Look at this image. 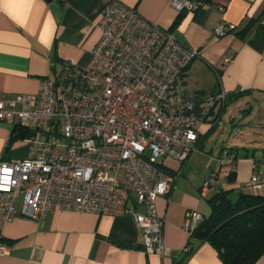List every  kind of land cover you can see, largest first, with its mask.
Masks as SVG:
<instances>
[{"label": "built area", "instance_id": "2783aa9c", "mask_svg": "<svg viewBox=\"0 0 264 264\" xmlns=\"http://www.w3.org/2000/svg\"><path fill=\"white\" fill-rule=\"evenodd\" d=\"M170 4L177 13L223 11L203 0ZM97 24L100 37L85 68L63 61L53 77L42 79L36 95L0 98V121L33 132L26 158L0 161V222L17 216L40 221L56 209L129 216L144 252L161 256L165 220L156 199L169 194L196 150L199 127L211 123L210 109L223 105L227 93L184 97L182 74L197 51L120 0H104ZM233 28L222 22L213 35ZM217 179L210 173L202 192ZM249 183L264 185L258 174ZM202 220L187 211L185 231L192 233ZM6 252L0 243V255Z\"/></svg>", "mask_w": 264, "mask_h": 264}, {"label": "crops", "instance_id": "0c3cea01", "mask_svg": "<svg viewBox=\"0 0 264 264\" xmlns=\"http://www.w3.org/2000/svg\"><path fill=\"white\" fill-rule=\"evenodd\" d=\"M120 1L143 19L168 28L178 42L197 51L182 79L184 97L199 99L221 90L251 91L231 104L237 105L229 119L230 128L236 129L238 135L228 148L248 152H239L233 162V157L223 156V149L228 148L217 154L196 148L190 154L169 194L156 199L157 213L165 220V251L161 256L144 252L140 231L129 216L56 209L40 221L17 216L10 222H0V243L7 249L0 255V264H176L190 238L183 226L186 212L208 216L207 198L217 188L231 186L225 181L229 169L236 172L234 188L252 194L263 192V187H250L249 181L258 174L264 184V50L255 51L233 33L216 37L213 29L222 22L241 26L262 12L264 0H212L223 11H209L203 24L193 20V13L175 23L178 13L170 0ZM103 3L104 0H0V98L36 95L42 79L53 77L59 70L57 63L52 70L53 57L85 68L100 37L97 23ZM13 126L0 121V161L28 156L26 138L8 144ZM208 128V124L201 125L200 135ZM170 165L174 170L178 168L174 163ZM213 171L218 174L216 185L202 192L204 179ZM222 171L225 173L220 181ZM193 245L194 252L185 264H222L208 243L196 240ZM254 264H264V251Z\"/></svg>", "mask_w": 264, "mask_h": 264}, {"label": "trees", "instance_id": "16d2710c", "mask_svg": "<svg viewBox=\"0 0 264 264\" xmlns=\"http://www.w3.org/2000/svg\"><path fill=\"white\" fill-rule=\"evenodd\" d=\"M203 1L212 3V0ZM208 12L203 10L193 12V20L198 24H203ZM186 14L187 12L185 11L178 13L175 23ZM263 20L264 9L258 16L249 18L244 24L234 27L228 33H233L237 39L255 51L262 52L264 50ZM56 63L62 64L63 61L53 57L52 70H54ZM189 66L190 64L185 68L182 79ZM250 94L251 91L227 93L223 105H218L215 111L214 107H212L209 115H214V118L208 124V130L204 134L199 135L196 148H199V144H201L200 149H204V141L216 130L219 125L217 120L220 121L227 107ZM209 95H214V93ZM198 96H201V94H198ZM13 124L8 144L33 135V132L28 127L19 123ZM223 151L226 152L227 157H233L231 158L232 162L240 156L238 155L239 152H248L247 150L236 148L223 149ZM236 178V172L233 169H229L225 176V181L227 185L231 186L218 188L207 198L210 213L208 216L203 217L202 222L189 234L188 244L182 251L180 259H176V264H185L186 260L194 252L193 241L196 240L197 242L211 245L218 253L222 264H254L262 256L264 251V186L261 194L246 193L234 188L233 184Z\"/></svg>", "mask_w": 264, "mask_h": 264}, {"label": "rangeland", "instance_id": "374dc122", "mask_svg": "<svg viewBox=\"0 0 264 264\" xmlns=\"http://www.w3.org/2000/svg\"><path fill=\"white\" fill-rule=\"evenodd\" d=\"M237 105V104H236ZM236 105H231L229 110H226L220 119V123L217 126L216 130L204 141V151L206 154H210L212 151L213 154H217L222 148H228L230 145L234 144V141H232L233 137L238 135V131L236 129H231L229 124V119L231 116V113L236 112ZM228 108V107H227ZM206 126V125H205ZM202 131L205 130V127H201ZM199 144V148H200ZM199 151V150H198ZM219 163H217L218 165ZM203 162L199 163V167H202ZM225 171H222L220 176V181L223 180L222 174H224Z\"/></svg>", "mask_w": 264, "mask_h": 264}, {"label": "bare ground", "instance_id": "6f19581e", "mask_svg": "<svg viewBox=\"0 0 264 264\" xmlns=\"http://www.w3.org/2000/svg\"><path fill=\"white\" fill-rule=\"evenodd\" d=\"M202 12V11H201ZM241 39V38H240ZM246 39V38H245ZM243 40V39H242ZM244 41V40H243ZM247 42V41H246ZM27 157V156H26ZM9 160V159H8ZM19 218V217H18ZM23 220V219H22ZM27 220V219H26Z\"/></svg>", "mask_w": 264, "mask_h": 264}]
</instances>
